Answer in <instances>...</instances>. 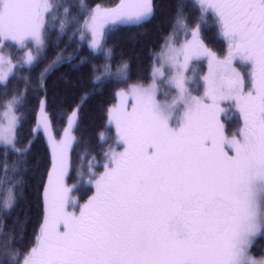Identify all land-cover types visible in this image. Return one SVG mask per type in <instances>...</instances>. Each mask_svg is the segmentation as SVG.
I'll list each match as a JSON object with an SVG mask.
<instances>
[{"label":"snow or ice","instance_id":"obj_1","mask_svg":"<svg viewBox=\"0 0 264 264\" xmlns=\"http://www.w3.org/2000/svg\"><path fill=\"white\" fill-rule=\"evenodd\" d=\"M156 8L0 0V264H264L252 253L264 237V0H178L150 80L133 81L109 38ZM210 25L226 49L206 42ZM64 64L86 67L93 87L60 110L59 135L48 81ZM109 87L119 102L107 131L78 150L80 110ZM30 93L39 111L25 137ZM223 104L235 109L231 130ZM41 133L42 172L32 163ZM32 181L43 216L25 240L19 216L8 220Z\"/></svg>","mask_w":264,"mask_h":264},{"label":"trees","instance_id":"obj_2","mask_svg":"<svg viewBox=\"0 0 264 264\" xmlns=\"http://www.w3.org/2000/svg\"><path fill=\"white\" fill-rule=\"evenodd\" d=\"M93 3H100L105 7H112L119 0H90ZM178 0H155L157 5L156 15L154 18L140 26L121 27L118 31L113 32L109 38V43L114 46L116 58L121 55L130 62V75L133 81L142 79L148 82L151 78L153 52L159 51L163 44V37L167 35L171 28V20L174 14V6ZM215 26L210 25L209 30L205 33L206 42L215 47L217 50L226 49V45L216 38ZM67 41L64 38L63 43ZM71 51V49H69ZM52 49L49 50L51 55ZM87 47L84 48V54H87ZM42 67V65H41ZM206 71V64L202 65ZM25 69V74H27ZM35 70L33 71V75ZM15 83V82H14ZM23 87V82L19 83ZM93 85L89 83L87 68L80 70L72 69L70 65L64 64L61 68L50 77L48 81L49 110L53 114L54 131L59 135L66 121L61 118L60 110L68 109L80 100L81 94L85 89H91ZM41 96L43 93L40 94ZM28 118L24 123L23 133L27 137L29 129L35 123L38 102L35 96L29 95ZM116 96L114 90L109 87L103 91H97L90 95L84 102L80 110V126L77 135L81 139L78 150L86 144L93 148L97 147L101 141L99 132L107 131V108L114 103ZM227 114L222 115L226 129L231 130L236 124L235 111L228 110ZM114 132V129H113ZM75 156V153H74ZM32 163L38 171L44 169L50 164V151L43 134L36 139L32 149ZM36 181H32L27 190L26 199L20 204L13 217L9 218L8 224L13 223V219L19 216L23 223L25 240L30 239L35 229L38 228L43 216V203L40 191L36 186ZM88 192H80L76 195L83 201L87 198ZM252 253L255 256L264 255V237L257 239L256 246L253 247Z\"/></svg>","mask_w":264,"mask_h":264},{"label":"rangeland","instance_id":"obj_3","mask_svg":"<svg viewBox=\"0 0 264 264\" xmlns=\"http://www.w3.org/2000/svg\"><path fill=\"white\" fill-rule=\"evenodd\" d=\"M151 73H152V72H151ZM118 102H119V98L116 97L115 102L112 103V104H115V103H118ZM112 104H111V105H112ZM111 105H110V106H111ZM110 106H109V107H110ZM222 107H224V108L226 109V112L221 114V120H222V115L227 114V113H228V112H227L228 110H233V111H235L234 107L231 108V109H229L228 104H223ZM38 111H39V109L37 110V114H38ZM222 121H223V120H222ZM61 135H62V133H61ZM44 139H45V138H44ZM45 141H46V139H45ZM49 151H50V149H49ZM81 202H82V201H81ZM260 256H262V255H260ZM260 256H256V257L259 258Z\"/></svg>","mask_w":264,"mask_h":264}]
</instances>
